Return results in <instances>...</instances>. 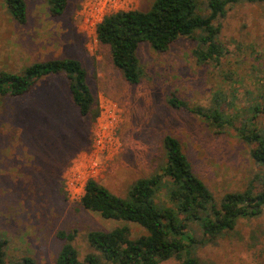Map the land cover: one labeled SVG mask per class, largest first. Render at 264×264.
Wrapping results in <instances>:
<instances>
[{
	"label": "rangeland",
	"instance_id": "374dc122",
	"mask_svg": "<svg viewBox=\"0 0 264 264\" xmlns=\"http://www.w3.org/2000/svg\"><path fill=\"white\" fill-rule=\"evenodd\" d=\"M24 1L26 21L18 24L0 0V71L20 74L35 62L75 59L86 73L98 116L93 121L79 115L62 75L39 80L21 98L1 99L0 239L6 241L7 261L27 257L35 264H54L63 245L58 232L75 233L72 245L81 260L93 251L87 242L91 231L127 225L133 237L144 234L135 224L105 220L80 207L83 192L67 187L64 179L73 164L80 167L83 183L94 179L124 198L138 179L160 171L162 139L170 135L216 203L261 178L264 167L252 159L253 147L240 141L230 125L218 132L217 125L171 107L168 100L208 108L218 92L220 112L235 126L254 107L264 108V0H243L215 22L224 50L218 63L196 62L195 38H179L165 52L140 44L136 55L142 77L136 85L113 67L95 28L117 11H147L154 0H67L64 13L55 17L46 0ZM107 111L116 121L110 131L113 143L98 150L95 131ZM254 125L264 129V115L258 114ZM255 181L256 192L260 186ZM194 255L200 264H264V209L238 218L233 229L198 247Z\"/></svg>",
	"mask_w": 264,
	"mask_h": 264
},
{
	"label": "trees",
	"instance_id": "16d2710c",
	"mask_svg": "<svg viewBox=\"0 0 264 264\" xmlns=\"http://www.w3.org/2000/svg\"><path fill=\"white\" fill-rule=\"evenodd\" d=\"M241 1L154 0L147 11H117L105 16L96 25L95 35L98 43L108 48L113 67L129 85H136L142 77L136 55L142 43H148L156 52H165L179 38H195L198 46L193 55L198 64L220 62L224 50L218 41L220 26L215 22ZM46 2L53 17L62 15L67 5V0ZM4 7L16 23H25L24 0H4ZM59 75L66 78L70 102L79 115L94 121L98 116L96 99L86 84L81 64L71 58L35 62L20 74L0 71V103L6 96H26L39 80ZM211 102L210 107L202 108L191 107L175 97L168 100L171 107L199 115L209 125H217L218 132L230 125L240 141L253 147L252 159L264 167V129L254 125L258 114L264 115V108L255 105L253 114L235 126L220 112L223 102L218 92L213 93ZM162 145L165 157L160 171L138 179L126 197H118L99 182L88 179L79 202L80 207L105 220L135 224L144 234L133 237L127 225L107 232L91 231L87 242L93 251L81 260L72 245L75 233L58 232L57 238L63 245L54 264H159L173 258L179 264H200L195 249L233 229L238 218L262 213L264 172L243 192L225 194L216 203L209 189L192 172L180 142L166 135ZM254 181L259 183V191L255 192ZM5 246L6 241L0 239V264H35L27 257L19 262L7 261Z\"/></svg>",
	"mask_w": 264,
	"mask_h": 264
},
{
	"label": "built area",
	"instance_id": "2783aa9c",
	"mask_svg": "<svg viewBox=\"0 0 264 264\" xmlns=\"http://www.w3.org/2000/svg\"><path fill=\"white\" fill-rule=\"evenodd\" d=\"M106 113L107 115L98 122L99 124L97 130L95 131L96 134L94 138V146L98 150L107 149L113 143V139L110 136V131H113L116 121L109 111H107ZM77 165L78 164H73L72 167L68 170L67 174L64 177L65 185L69 188L78 187L82 192H84V186L87 180L84 183L80 180L83 173L81 172L80 167Z\"/></svg>",
	"mask_w": 264,
	"mask_h": 264
}]
</instances>
